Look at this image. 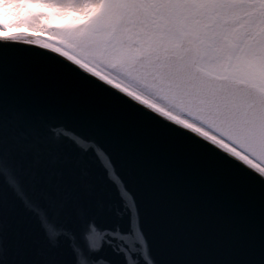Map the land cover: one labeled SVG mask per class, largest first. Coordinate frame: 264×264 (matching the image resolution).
<instances>
[{
    "label": "snow or ice",
    "instance_id": "6c2138e0",
    "mask_svg": "<svg viewBox=\"0 0 264 264\" xmlns=\"http://www.w3.org/2000/svg\"><path fill=\"white\" fill-rule=\"evenodd\" d=\"M0 4V264H264V0Z\"/></svg>",
    "mask_w": 264,
    "mask_h": 264
},
{
    "label": "rangeland",
    "instance_id": "374dc122",
    "mask_svg": "<svg viewBox=\"0 0 264 264\" xmlns=\"http://www.w3.org/2000/svg\"><path fill=\"white\" fill-rule=\"evenodd\" d=\"M4 13V8L2 6V4H0V15H3ZM11 16H19L20 15V10L19 9H13V11H11L9 13Z\"/></svg>",
    "mask_w": 264,
    "mask_h": 264
}]
</instances>
